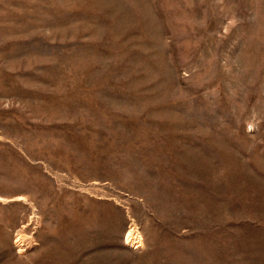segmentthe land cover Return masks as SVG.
Instances as JSON below:
<instances>
[{
	"label": "rangeland",
	"instance_id": "obj_1",
	"mask_svg": "<svg viewBox=\"0 0 264 264\" xmlns=\"http://www.w3.org/2000/svg\"><path fill=\"white\" fill-rule=\"evenodd\" d=\"M0 264H264V0H0Z\"/></svg>",
	"mask_w": 264,
	"mask_h": 264
},
{
	"label": "bare ground",
	"instance_id": "obj_2",
	"mask_svg": "<svg viewBox=\"0 0 264 264\" xmlns=\"http://www.w3.org/2000/svg\"><path fill=\"white\" fill-rule=\"evenodd\" d=\"M125 243L132 245L131 247L134 249H138L140 247V241L136 238V236L134 237L132 230L126 234Z\"/></svg>",
	"mask_w": 264,
	"mask_h": 264
}]
</instances>
